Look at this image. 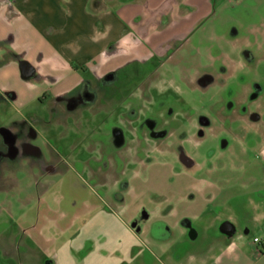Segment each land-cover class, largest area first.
<instances>
[{
    "label": "rangeland",
    "instance_id": "obj_1",
    "mask_svg": "<svg viewBox=\"0 0 264 264\" xmlns=\"http://www.w3.org/2000/svg\"><path fill=\"white\" fill-rule=\"evenodd\" d=\"M198 1L197 23L168 33L162 54L86 75L68 106L3 123L0 264L114 259L132 240L124 228L166 229L205 198L198 237L181 238L192 254L224 242L223 221L234 241L264 244V0Z\"/></svg>",
    "mask_w": 264,
    "mask_h": 264
},
{
    "label": "crops",
    "instance_id": "obj_2",
    "mask_svg": "<svg viewBox=\"0 0 264 264\" xmlns=\"http://www.w3.org/2000/svg\"><path fill=\"white\" fill-rule=\"evenodd\" d=\"M193 10L199 12L198 0H0V127L25 122L27 117L37 119L49 105L68 106L75 100L73 93L87 88L86 75L100 82L142 54H162L173 39L168 33L182 34L197 23L200 15ZM12 131L17 133V127ZM209 199L194 201L195 211L166 229L147 227L137 235L124 228L132 240L117 242L114 250L119 257L82 264L262 262L264 254L257 246L264 244L259 239L254 243L256 237L245 243L242 234L234 241L231 221L223 222L233 226L232 236L219 232L222 222L218 232L224 242L206 253L192 254L191 245L181 238L198 237L191 223L200 218ZM174 233L181 237L170 244ZM145 253L150 258L144 260Z\"/></svg>",
    "mask_w": 264,
    "mask_h": 264
},
{
    "label": "flooded vegetation",
    "instance_id": "obj_3",
    "mask_svg": "<svg viewBox=\"0 0 264 264\" xmlns=\"http://www.w3.org/2000/svg\"><path fill=\"white\" fill-rule=\"evenodd\" d=\"M206 83H208V81L206 80V79H201L200 80V86H203L204 84H206ZM258 120V117L257 116H255V115H250L249 116V119H248V121H251V122H255V121H257ZM203 122H205V120H200V123H203ZM179 160L183 163V164H186V165H188V166H191L192 165V162L186 157V156H183V155H181L180 154V156H179ZM186 223H187V221H186Z\"/></svg>",
    "mask_w": 264,
    "mask_h": 264
},
{
    "label": "water",
    "instance_id": "obj_4",
    "mask_svg": "<svg viewBox=\"0 0 264 264\" xmlns=\"http://www.w3.org/2000/svg\"><path fill=\"white\" fill-rule=\"evenodd\" d=\"M219 232L226 235V236H232L234 234V228L230 223L223 222L219 226Z\"/></svg>",
    "mask_w": 264,
    "mask_h": 264
},
{
    "label": "built area",
    "instance_id": "obj_5",
    "mask_svg": "<svg viewBox=\"0 0 264 264\" xmlns=\"http://www.w3.org/2000/svg\"><path fill=\"white\" fill-rule=\"evenodd\" d=\"M253 242H254V243H258L259 240H258L257 238H255V239H253Z\"/></svg>",
    "mask_w": 264,
    "mask_h": 264
}]
</instances>
